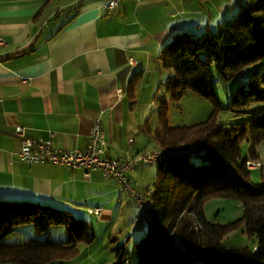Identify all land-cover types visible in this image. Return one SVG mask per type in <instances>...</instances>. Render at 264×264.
<instances>
[{
	"label": "crops",
	"instance_id": "0c3cea01",
	"mask_svg": "<svg viewBox=\"0 0 264 264\" xmlns=\"http://www.w3.org/2000/svg\"><path fill=\"white\" fill-rule=\"evenodd\" d=\"M107 1L0 0V200L50 204L78 218L101 207L103 219L112 217L113 205H128L127 191L101 170L86 175L22 161L17 128L32 137L53 132L58 147L84 149L100 117L107 156L160 150L152 142L162 126L146 91L148 74H163L159 55L175 34L216 29L238 2L121 0L107 9ZM155 174L156 161L130 177L145 191Z\"/></svg>",
	"mask_w": 264,
	"mask_h": 264
},
{
	"label": "trees",
	"instance_id": "16d2710c",
	"mask_svg": "<svg viewBox=\"0 0 264 264\" xmlns=\"http://www.w3.org/2000/svg\"><path fill=\"white\" fill-rule=\"evenodd\" d=\"M159 58L174 73L167 84L174 98L192 89L212 101L213 111L206 121L191 126L171 127L166 119L161 121L163 130L157 134L161 156L153 185L141 190L151 202L152 215L144 216L150 225L135 245L138 264H264V185L250 181L251 170L262 165L256 161L255 147L264 139V109L246 110L264 104V0H247L235 18L202 36L175 34ZM215 73L224 81L242 80L227 108L249 116L231 126L219 119L224 106L213 85ZM245 140L252 144V159L243 158ZM214 197L241 201L242 217L228 224L211 222L205 204ZM31 222L37 234L69 224V240L4 242L16 227ZM242 227L256 238L253 247H225L224 238ZM94 238L88 222L68 209L0 200V264L62 263L78 255L80 243ZM115 253L119 264L129 257L124 246Z\"/></svg>",
	"mask_w": 264,
	"mask_h": 264
},
{
	"label": "rangeland",
	"instance_id": "374dc122",
	"mask_svg": "<svg viewBox=\"0 0 264 264\" xmlns=\"http://www.w3.org/2000/svg\"><path fill=\"white\" fill-rule=\"evenodd\" d=\"M246 1L247 0H240L239 2L238 0L235 5V12H237L232 17L226 18L222 23L228 19L235 18ZM218 27L219 25L216 29L211 31L217 30ZM204 33L205 31L202 35H204ZM161 65L163 74H154L150 72L146 80L150 84L145 86L151 101L154 103L153 109L156 115V123L160 122V126H162L161 121L164 118L168 121V125L175 127L191 126L206 121L213 111L212 101L192 89L185 90L180 98H174L167 90L169 78L173 76L174 73L172 70L166 69L162 62ZM140 80L141 78L138 79V81ZM241 84L242 80L240 77L224 81L217 73L214 75L213 85L217 96L224 106L219 116L224 126H231L249 116L248 113L235 112L227 108L231 102L232 94ZM261 109H264V104H254L246 110L259 112ZM157 134L158 130L155 128L152 141L154 145H158ZM251 149V142L245 140L242 143L243 158L252 159ZM255 151L258 155L256 161H260L262 165L257 169L251 170L250 181L252 183L264 185V139L256 145ZM146 177L148 179V185L152 178L151 172H149ZM141 183H144V180ZM124 197V202L128 199L127 201L129 204L127 205L125 202L126 205L121 208L117 205H113L115 211L110 219H103L102 216H97L90 212H84L82 217H79L88 222L95 233V238L89 244L80 243L78 245V255L70 260H62V263L58 264H119L115 249L120 246H124L129 255L123 264H138V255L135 245L147 233L150 221L144 217L145 209L141 207V203L137 199L131 198L128 195H124ZM205 210L207 218L211 222L228 224L242 217L244 206L241 201L232 197H214L206 201ZM137 216H141L142 218L137 219ZM69 227V224L54 225L47 231L37 234L35 224L32 222L26 223L16 227L14 232L6 236L4 242L8 244H21L31 238H39L42 240L50 238L55 242H65L69 240ZM255 241L256 238L249 237L245 233L244 227H242L240 230L228 234L223 240V245L227 248L253 247ZM2 264L20 263L7 262Z\"/></svg>",
	"mask_w": 264,
	"mask_h": 264
},
{
	"label": "built area",
	"instance_id": "2783aa9c",
	"mask_svg": "<svg viewBox=\"0 0 264 264\" xmlns=\"http://www.w3.org/2000/svg\"><path fill=\"white\" fill-rule=\"evenodd\" d=\"M121 0H108L104 6L107 9L115 8ZM0 39V43H4ZM17 134L21 137V148L18 151L20 159L27 163H48L67 166L71 169H83L86 175L92 171L101 170L106 177L116 178L128 195L137 199L141 207L145 209L144 215L151 217V202L143 191L139 189L138 182L130 177L140 164L154 163L161 156V151L148 149L134 157L117 158L106 155L107 142L105 129L100 117L93 121L89 142L86 148L77 147L62 149L54 142V133L48 137H32L25 133L22 126L17 128ZM259 163H250L256 166ZM150 203V204H149ZM89 212L97 216L102 215L101 207H93Z\"/></svg>",
	"mask_w": 264,
	"mask_h": 264
},
{
	"label": "bare ground",
	"instance_id": "6f19581e",
	"mask_svg": "<svg viewBox=\"0 0 264 264\" xmlns=\"http://www.w3.org/2000/svg\"><path fill=\"white\" fill-rule=\"evenodd\" d=\"M103 214V213H102Z\"/></svg>",
	"mask_w": 264,
	"mask_h": 264
}]
</instances>
